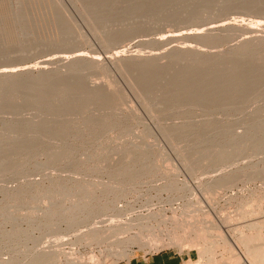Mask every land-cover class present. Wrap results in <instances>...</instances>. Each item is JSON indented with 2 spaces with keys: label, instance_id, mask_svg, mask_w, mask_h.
<instances>
[{
  "label": "rangeland",
  "instance_id": "rangeland-1",
  "mask_svg": "<svg viewBox=\"0 0 264 264\" xmlns=\"http://www.w3.org/2000/svg\"><path fill=\"white\" fill-rule=\"evenodd\" d=\"M211 26L217 28L205 31ZM195 32L202 36H182ZM172 34L183 38H168ZM161 37L167 39L154 41ZM241 42L248 46L238 50ZM175 46L203 54L176 56ZM76 55L94 61L69 65ZM128 57H150L171 76H156L144 92L148 81H136L138 67L114 63ZM255 59H264V0H0L2 264H54L49 254L33 259L50 250L60 251V264L68 256L82 264L92 257L102 264H146L157 254L198 264L200 251L214 264H255L241 236L264 244V223L244 227L249 219L264 220V78H255ZM248 62L254 73L248 67L244 77ZM28 66L35 67L30 76L1 74ZM237 67L243 78L224 82L219 72ZM198 68L218 72L226 87L213 81L220 88L200 100L193 96L199 83H191L195 89L173 85L174 77ZM235 82L241 92H232ZM169 84L174 91L167 93ZM177 88L185 90L179 95ZM31 119L38 122L34 130ZM163 126H172L170 133ZM221 176L232 178L223 183ZM248 209L254 213L242 218ZM129 217L150 221L155 235L145 236L154 242L129 243L127 256L116 257L110 232ZM15 225L23 232L8 239Z\"/></svg>",
  "mask_w": 264,
  "mask_h": 264
},
{
  "label": "bare ground",
  "instance_id": "bare-ground-1",
  "mask_svg": "<svg viewBox=\"0 0 264 264\" xmlns=\"http://www.w3.org/2000/svg\"><path fill=\"white\" fill-rule=\"evenodd\" d=\"M227 3H225V2H222L221 3V6H225ZM198 17V16H197ZM195 19H197V18H195ZM194 19V20H195ZM178 20V19H177ZM168 21V20H167ZM170 21V20H169ZM179 21V20H178ZM181 21H182V19H181ZM177 22V21H176ZM181 23V22H180ZM221 28H226V27H232V28H234V29H237V30H239V27L238 26H235V25H223L222 24V26H220ZM135 28V27H134ZM217 27H213V26H211V28H209V29H207V30H205V31H207V32H210V31H213V30H215ZM189 33V32H188ZM176 34V33H175ZM173 35L172 34V36H169L168 38H174V39H177L178 37H180V39L181 38H183L182 36H193V37H201L202 36V34L201 33H196L195 32V34H184V35H182L181 36V34L180 35ZM165 39H167L166 37L165 38H158V39H156V40H154L155 42H160V41H163V40H165ZM237 48H238V50H243L246 46H248V45H246V42H241V43H238L237 45ZM170 51H172L176 56H179V55H183V54H185V53H191V54H194V55H197V57H199V56H201L202 54H203V52L201 51V50H199V49H197V48H195V47H181V46H175L173 49H171ZM81 54V53H80ZM76 56H78V57H72V58H70L68 61H67V63H69V65L71 64V65H73V66H75V67H77V66H79L80 64H82V63H84L85 61H89V62H93L94 61V59H92V58H86V56H80L79 57V55H76ZM66 58V57H65ZM68 58V57H67ZM152 58H154V57H152ZM151 58V59H152ZM148 59H150V57H148ZM148 59L147 58H145V61H143V60H141L140 58H136V57H128V58H119V59H117V60H115V64L117 65V66H119L121 69H123V68H133V67H138V69L137 70H139L138 72H137V74H136V76L137 77H135L136 78V81L138 80V79H140L141 81H148V83H147V85H146V82H144V84L146 85V87H144V88H146V90L144 91L143 90V85H142V90L144 91V92H150V90H152L154 87L152 86V85H150L151 84V80H156V76L158 77L159 75H160V79L162 78L163 80H165L167 77H168V75L169 76H171L170 74L171 73H167V72H165V70H163V69H161L162 67H160V64H159V62H156V63H154V62H150V61H148ZM256 60V59H255ZM255 60H251V61H255ZM257 60H258V62H257ZM254 63H252L253 65H251L250 63H251V61H250V63L248 62V63H246V66H245V68L243 69V71H242V69H241V71H242V75L244 76V73H245V71H247L246 72V74L248 73V71L250 70L251 71V69H252V67L253 68H255L254 70H257V71H254L257 75V77H255V74H254V77L255 78H257V80H258V77L261 79V78H264V62H263V60L264 59H257ZM261 63H260V62ZM162 65V64H161ZM252 66L251 68L249 67V66ZM118 67V68H119ZM164 67V66H163ZM240 67V66H239ZM243 67V66H242ZM241 67V68H242ZM248 67L250 68L249 70H248ZM140 68V69H139ZM11 69V68H10ZM120 69V70H121ZM34 70H35V67L34 66H28V67H26V68H22V69H18V70H14V69H12V70H9V69H4V70H2V72H1V74L2 75H4V77L5 78H7V79H15V77H17V76H20V77H24V76H30V75H32V73L34 72ZM131 70H133L134 71V68L133 69H131ZM240 69H238V67H237V71H235V72H232V71H230L229 72V70H227V71H225V75H223V74H221V72H219L220 73V75L222 76V78H224V82H225V80L226 79H229V81L231 82H234V81H239V80H241V77L243 78V76H241V77H239L238 78V75L240 74V72L241 71H239ZM253 70V69H252ZM49 71L50 72H53L55 75H57V76H59L60 78H64V77H66V76H68V73L67 72H59L58 70H53V69H49ZM123 71V70H122ZM128 71V70H127ZM129 71H130V69H129ZM128 71V72H129ZM135 71H136V68H135ZM134 71V72H135ZM161 71V72H160ZM124 72H126V70L124 71ZM127 72V73H128ZM130 72H132V71H130ZM160 72V73H159ZM227 72V73H226ZM251 72H253V71H251ZM253 72V73H254ZM126 73V74H127ZM133 73V72H132ZM223 73H224V71H223ZM252 73V74H253ZM217 74H218V72H214V71H212V70H209V71H205V70H202V69H200V68H198V69H196V70H192L191 72H183L182 74H179V75H175L176 77H174V79H175V84H173V85H176V86H182V87H185L186 85L185 84H189L190 83V85H191V83L192 84H194V83H199L200 84V86L201 87H198V88H200V89H196V92H195V90H194V95L193 96H195V98L196 99H198V98H200V100H201V98H205V99H208L207 98V96L208 95H210L211 93H213L214 94V92L213 91H215L214 89L216 88L217 89V87H215V88H213V85H217V82H215V84H213V83H211V82H213V81H217V80H219L220 78L217 76ZM245 74V75H246ZM128 75H130L129 73H128ZM173 75V74H172ZM241 75V74H240ZM239 75V76H240ZM220 76V77H221ZM249 76H251V75H249ZM248 76V77H249ZM245 77V76H244ZM247 77V76H246ZM247 77V78H248ZM132 78V77H131ZM134 78V79H135ZM253 77L251 76V79H252ZM170 79H171V77H170ZM173 79V80H174ZM245 79V78H244ZM244 79H242V80H244ZM250 79V78H249ZM140 80H138V81H140ZM169 80V79H168ZM172 80V79H171ZM221 80V79H220ZM246 80V79H245ZM134 81L135 80H133V85H134ZM137 81V82H138ZM170 81V80H169ZM168 81V82H169ZM205 82L206 84H208V82L211 84V85H203L202 84V82ZM136 82V83H137ZM219 82V81H218ZM222 80H221V84H220V82H219V84L218 85H220V87L221 86H223L222 85ZM241 82V81H240ZM240 82H238V84H237V82H235V85L233 86V88L235 87V88H237V85H239L240 86ZM252 82V81H251ZM254 82V81H253ZM253 82H252V84L251 85H253ZM171 84H172V82H171ZM199 84H198V86H199ZM226 84H228V82H226ZM241 84L243 85V83L241 82ZM248 84H249V82H248ZM170 85V84H169ZM197 85V84H196ZM196 85L194 84V86L196 87ZM230 85H232V84H230ZM242 85H241V87H242ZM251 85H250V87H251ZM168 86V85H167ZM171 86V85H170ZM192 86V85H191ZM190 86V88H193V86L191 87ZM245 86V85H244ZM247 86V85H246ZM220 87H218V88H220ZM224 87H226V85H224ZM165 88V87H164ZM167 88V87H166ZM169 88H173V86H171V87H168L167 89H165L166 90V92L167 91H174L173 89H169ZM181 88V87H180ZM180 88H177V91H178V89H179V95H180V91L181 90H183V89H181L180 90ZM187 89L189 88V85H187V87H186ZM233 89V91L232 92H236V91H234V90H238L239 92H241L242 90H239L238 88H240V87H238L237 89ZM244 87H242V88H240V89H243ZM248 88V87H247ZM169 89V90H168ZM175 89V88H174ZM193 89H195V88H193ZM231 89V88H230ZM185 90V89H184ZM183 90V91H184ZM245 90V89H244ZM217 91V90H216ZM182 92V91H181ZM219 92V91H218ZM224 92V91H223ZM222 92V93H223ZM168 93V92H167ZM216 93V92H215ZM229 93V92H228ZM231 93V92H230ZM229 93V94H230ZM220 94H221V92H220ZM220 94H219V96H220ZM179 95H178V97H179ZM183 95V94H182ZM232 95H235V94H232ZM215 96V95H214ZM218 96V95H217ZM225 96V95H224ZM211 97V96H210ZM209 97V98H210ZM228 97V96H227ZM181 98V97H180ZM219 98V97H218ZM222 98V97H221ZM231 98V97H230ZM216 99V98H215ZM229 99V98H228ZM256 111H259V110H256ZM255 111V112H256ZM252 116V115H251ZM248 117V116H247ZM21 118H23V117H21ZM26 117H24V119H25ZM28 118V117H27ZM27 118H26V121H27ZM249 118V117H248ZM18 119H20V118H18ZM22 120V121H25V120ZM17 121L15 118L13 119V121ZM32 121L30 122V125H29V129H31V130H34V128L35 127H37V123L38 122H36V121H34L33 119H31ZM19 121H21V120H19ZM30 121V120H29ZM27 123H28V121H27ZM187 123V122H186ZM185 123V124H186ZM190 123V122H189ZM192 123H194V122H192ZM191 123V124H192ZM178 124V123H177ZM180 124H182V123H180ZM180 124L179 125H175V124H173L174 126H173V128L175 129V128H177V129H181V128H179V126H180ZM191 124H187V125H185L183 128H186V127H189V125H191ZM166 125V124H165ZM184 125V124H183ZM193 125V124H192ZM195 126H197V124H194ZM192 126V127H194L195 128V126ZM220 126V125H219ZM163 127H166V126H163ZM168 127V126H167ZM166 127V128H167ZM181 127V126H180ZM192 127H190V128H192ZM159 128V127H158ZM169 128H172V126L171 127H169ZM169 128H167L168 129V132H169ZM205 128V127H204ZM207 128H209V127H207ZM207 128H206V130H207ZM211 128V127H210ZM212 128H217V127H212ZM157 129V128H156ZM163 129V128H162ZM166 129V130H167ZM197 129V128H196ZM199 129H200V127H199ZM199 129H197L196 131V134H198L199 132H198V130ZM161 130V129H160ZM171 130V129H170ZM183 130V129H182ZM181 130V131H182ZM189 130L190 129H187L186 131L185 130H183V131H185V132H189ZM195 130V129H194ZM193 130V131H194ZM201 130V129H200ZM206 130L203 132L202 131V133H204V135H205V132H206ZM209 130V129H208ZM213 130V129H212ZM174 131V130H173ZM173 131H171V132H173ZM175 131H176V129H175ZM178 132L180 131V130H177ZM176 131V132H177ZM191 131V130H190ZM191 132L192 134L193 133H195V132ZM211 130H209V132H210ZM214 131V130H213ZM213 131H211V132H213ZM208 132V133H209ZM210 132V133H211ZM166 133V132H165ZM170 133V132H169ZM181 133V132H180ZM190 133V134H191ZM201 133V135H203ZM209 133V134H210ZM167 135H168V133H166ZM179 134V133H178ZM185 135H186V133H184ZM183 134V132H182V136L184 135ZM189 134V133H188ZM189 134V135H190ZM192 134H191V136H192ZM206 134H207V132H206ZM208 134V135H209ZM165 135V134H164ZM194 135V134H193ZM203 135V136H204ZM212 135V134H211ZM171 136H173V135H171ZM170 136V137H171ZM180 137H181V135H180ZM185 137V136H184ZM189 137V136H188ZM174 138V137H173ZM168 139V138H167ZM171 139V138H170ZM169 139V140H170ZM174 140V139H173ZM252 163V162H251ZM253 164V163H252ZM251 164V165H252ZM256 164V163H255ZM250 165V167H252ZM263 166V165H262ZM254 167V166H253ZM258 167V166H257ZM246 168H248V166L246 165V167H242V169L243 170H245ZM250 169V168H249ZM258 169V171H259V169L260 168H257ZM263 170H264V168H262ZM261 169V170H262ZM237 170V169H236ZM240 170V169H239ZM251 170V169H250ZM249 170V171H250ZM255 170H256V166H255ZM254 170V171H255ZM262 170V171H263ZM257 171V170H256ZM257 171V172H258ZM262 171H260V174H261V172ZM233 172V171H232ZM235 172V171H234ZM252 172H253V168H252ZM228 173V172H227ZM231 173V172H230ZM230 173H229V175H230ZM256 173V172H255ZM259 173V172H258ZM257 173V174H258ZM263 173V172H262ZM238 174H240V173H238ZM264 174V173H263ZM221 174H219V176H220ZM224 175V174H223ZM232 175H233V173H232ZM255 175V174H254ZM218 176V177H219ZM228 176V175H227ZM227 176H221V180H219V182H223V183H227L228 181H229V179L230 178H232V176L228 179V177ZM228 180V181H227ZM215 181V180H214ZM213 181V182H214ZM224 181H227V182H224ZM205 182H207V181H205ZM212 182V181H211ZM216 183V182H215ZM207 184V183H206ZM209 184H210V182H209ZM209 186H211V185H209ZM207 187V186H206ZM215 187H217V186H215ZM210 188H212V187H210ZM56 206H57V204L54 202V203H50L49 204V210H48V215H52L54 212H55V208H56ZM75 206H77V204L75 205ZM193 206V205H192ZM259 209V208H258ZM245 210V209H244ZM253 210V209H252ZM74 213H75V215H76V213L78 212V210H77V208L76 207H74V209L72 210ZM189 211H190V209H189ZM241 211V210H240ZM239 211V212H240ZM258 211V210H257ZM251 212H253V211H251ZM250 211H249V209L247 210V211H243L242 213H240V215H241V217L243 218V216H245V218H246V216L248 217V216H251L252 214H250L251 213ZM262 212V211H261ZM237 213V212H236ZM254 213V212H253ZM260 213V212H259ZM243 214V215H242ZM250 214V215H249ZM264 214V213H263ZM151 215H153V213H151L150 214V212H149V214L146 216V217H150ZM238 215V214H237ZM239 215V216H240ZM236 216V215H235ZM238 216V217H239ZM256 216V215H255ZM264 216V215H263ZM224 217V216H223ZM240 217V219H242ZM259 217V216H258ZM261 217V216H260ZM229 218V217H228ZM228 218H227V220H228ZM235 218V217H234ZM233 218V219H234ZM254 218V217H253ZM128 219V218H127ZM231 219H232V216H231ZM248 219V218H247ZM261 219V218H260ZM260 219H253V220H250L249 219V221L246 223V225L244 224V227L246 226L247 228H249V229H253V228H258L259 227V224L260 223H262V224H260V225H263V223H264V220H260ZM133 220L134 219H132V217L130 218L129 217V219L128 220H126L125 222H120L121 223V225H120V223L119 222H117V223H119L118 225H120V226H116L115 228H114V230H111V237L112 236H115V238H113V240H111V241H113L112 242V245L113 246H115L114 248V251L116 250V247H118V249H117V251H115V255H116V257H121L122 255H126L127 253H128V249L127 248H123V247H127L128 246V244L129 243H142L143 242V244H145L146 242H148V240L146 241V236H147V238L149 237V236H151V238H153L152 237V235L154 236L155 234L153 233V225L150 223V221H143V222H139V223H134L133 222ZM235 220V219H234ZM239 220V219H238ZM246 220V219H245ZM112 221V220H111ZM229 221V220H228ZM230 222V221H229ZM116 223V222H115ZM227 223V222H226ZM233 223H234V221H233ZM117 225V224H116ZM114 226V225H113ZM214 226H216V225H214ZM232 226V225H231ZM112 227V226H111ZM111 227H110V229H111ZM218 227V226H217ZM217 227H213V228H217ZM260 227H262V226H260ZM96 229V228H95ZM91 230V231H89L90 233L89 234H93V233H96V231H98V229L97 230ZM113 229V228H112ZM134 229H137V231H135L134 233H132V231L134 230ZM106 230V229H105ZM104 230V231H105ZM108 230H109V228H108ZM219 230V229H218ZM217 230V231H218ZM100 231V230H99ZM102 231V230H101ZM23 232V230H22V228L19 226V225H15L14 227H13V229H12V231H10V232H7L5 235L7 236V238L8 239H13V240H17L18 238H19V236H20V234ZM13 234V236H11V234ZM28 234H30L29 232H27ZM102 233V232H101ZM105 233V232H104ZM104 233H103V235H104ZM106 233H107V231H106ZM149 233V234H152V235H147V234ZM205 233V232H204ZM218 233H220V231L218 232ZM259 233H260V231H259ZM107 234H109V232L107 233ZM106 234V235H107ZM145 234H146V236H145ZM121 235V236H120ZM123 235V236H122ZM223 234L221 233V235L220 236H222ZM234 235V234H233ZM259 235V234H258ZM108 236V235H107ZM105 237V235L103 236V238L105 239H107L108 237ZM219 236V235H218ZM242 236V238H244L243 240L245 241V248H246V250H247V255H249V257H251V261H253L255 264H264V244L263 243H261V244H254V242H253V244H251L250 242H249V238H251V236L250 235H248V236H250V237H246L245 235H244V237H243V234L241 235ZM111 237H110V239H111ZM222 237H224V239L223 240H225L224 241V243H226L227 245H232L230 242H229V239L228 238H226L225 236H222ZM258 238H260V236H257ZM103 238H101V239H103ZM155 238V237H154ZM110 239H108V241L110 240ZM145 239V240H144ZM111 241H110V245H111ZM146 241V242H145ZM154 242V240L153 239H151L148 243H153ZM235 242V241H234ZM241 242H242V239H241ZM61 243V242H60ZM131 244H130V246H131ZM263 244V245H262ZM178 245V244H177ZM187 245V243L185 244H183V243H179V245L178 246H180V248L181 247H184V246H186ZM177 246V247H178ZM119 247H121L122 249H120ZM128 248H129V246H128ZM55 250V249H54ZM130 250V249H129ZM49 251V250H48ZM201 253H200V259L198 260V264H214V262H213V259L207 254V252H205V251H200ZM47 254H49L51 257H52V259H53V262H54V264L55 263H58V264H60V262H61V253H60V251H58V250H55V251H49V252H47V251H42V252H39V253H36L35 254V256L33 257V259H37V258H40V257H42V256H44V255H47ZM113 254V253H112ZM127 256V255H126ZM67 257V256H66ZM76 257V256H75ZM123 257V256H122ZM125 257V256H124ZM79 258V257H78ZM77 257L76 258H73V257H71V256H68V258H67V260H66V262H67V264H82L80 261H79V259H78ZM81 260V259H80ZM93 260V261H92ZM92 260H91V262L89 263V264H102V262H100V260L98 259V258H94L93 259V257H92ZM83 262V261H82ZM196 263V262H195ZM252 263V262H251ZM0 264H2V261H0Z\"/></svg>",
  "mask_w": 264,
  "mask_h": 264
},
{
  "label": "crops",
  "instance_id": "crops-1",
  "mask_svg": "<svg viewBox=\"0 0 264 264\" xmlns=\"http://www.w3.org/2000/svg\"><path fill=\"white\" fill-rule=\"evenodd\" d=\"M125 264H145V263H141L137 259L136 260L133 259V261ZM146 264H181V262L176 256H166V255L164 256L157 254L153 256L151 261H149Z\"/></svg>",
  "mask_w": 264,
  "mask_h": 264
}]
</instances>
